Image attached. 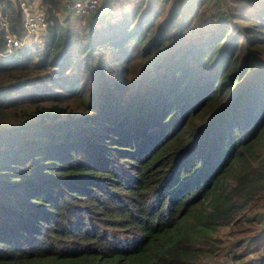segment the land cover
Here are the masks:
<instances>
[{
	"label": "trees",
	"instance_id": "trees-1",
	"mask_svg": "<svg viewBox=\"0 0 264 264\" xmlns=\"http://www.w3.org/2000/svg\"><path fill=\"white\" fill-rule=\"evenodd\" d=\"M40 5L0 59V264H202L236 193L264 247V0Z\"/></svg>",
	"mask_w": 264,
	"mask_h": 264
},
{
	"label": "rangeland",
	"instance_id": "rangeland-1",
	"mask_svg": "<svg viewBox=\"0 0 264 264\" xmlns=\"http://www.w3.org/2000/svg\"><path fill=\"white\" fill-rule=\"evenodd\" d=\"M234 183L235 180L231 176L225 181L227 186ZM243 200L240 194H235V211L220 222L213 233V239L206 243V255L202 264H237L236 257L243 258V264H264V247L261 246V240L258 237H250L258 225L257 219L253 220L255 214L257 217L258 210H252L254 216L249 219V213L243 207L237 208V204L243 203ZM260 202L263 203L260 209L264 211V193Z\"/></svg>",
	"mask_w": 264,
	"mask_h": 264
},
{
	"label": "built area",
	"instance_id": "built-area-1",
	"mask_svg": "<svg viewBox=\"0 0 264 264\" xmlns=\"http://www.w3.org/2000/svg\"><path fill=\"white\" fill-rule=\"evenodd\" d=\"M22 19V29L16 35L8 30L7 16L0 8V59L11 56L15 50L34 46L46 32L48 21L41 0H15ZM74 15L86 16L94 11L100 0H68Z\"/></svg>",
	"mask_w": 264,
	"mask_h": 264
}]
</instances>
